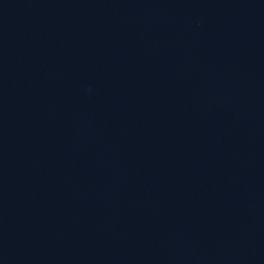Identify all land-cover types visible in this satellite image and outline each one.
I'll return each mask as SVG.
<instances>
[{
    "label": "water",
    "instance_id": "95a60500",
    "mask_svg": "<svg viewBox=\"0 0 264 264\" xmlns=\"http://www.w3.org/2000/svg\"><path fill=\"white\" fill-rule=\"evenodd\" d=\"M0 264H264V0H0Z\"/></svg>",
    "mask_w": 264,
    "mask_h": 264
}]
</instances>
